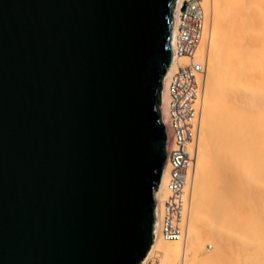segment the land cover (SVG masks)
Returning <instances> with one entry per match:
<instances>
[{
  "label": "water",
  "instance_id": "1",
  "mask_svg": "<svg viewBox=\"0 0 264 264\" xmlns=\"http://www.w3.org/2000/svg\"><path fill=\"white\" fill-rule=\"evenodd\" d=\"M174 2L0 0V264L147 255Z\"/></svg>",
  "mask_w": 264,
  "mask_h": 264
},
{
  "label": "bare ground",
  "instance_id": "2",
  "mask_svg": "<svg viewBox=\"0 0 264 264\" xmlns=\"http://www.w3.org/2000/svg\"><path fill=\"white\" fill-rule=\"evenodd\" d=\"M199 10L196 48L162 79L167 99L175 68L199 66L178 232L156 226L140 264H264V0H199ZM172 178L163 168L160 202Z\"/></svg>",
  "mask_w": 264,
  "mask_h": 264
},
{
  "label": "built area",
  "instance_id": "3",
  "mask_svg": "<svg viewBox=\"0 0 264 264\" xmlns=\"http://www.w3.org/2000/svg\"><path fill=\"white\" fill-rule=\"evenodd\" d=\"M175 1L172 9L170 38L172 61L174 57L191 55L196 48L200 27L198 17H201L199 0ZM198 67V65L192 64L178 65L168 77L166 84L167 99H164L161 91L160 117L166 132L170 134V138L168 137L170 147L166 150L163 168L168 166L169 173L174 178L171 179L172 183H166V188L170 189V194L164 197L161 202L158 200L156 192L154 193V235L156 226L164 237H167V234H177L178 232L173 220L176 216L177 219L180 218L184 196V171L190 161L187 144L192 141L191 118L193 117V108L191 103L197 97L195 70H198ZM145 264H154L152 258L147 259Z\"/></svg>",
  "mask_w": 264,
  "mask_h": 264
},
{
  "label": "rangeland",
  "instance_id": "4",
  "mask_svg": "<svg viewBox=\"0 0 264 264\" xmlns=\"http://www.w3.org/2000/svg\"><path fill=\"white\" fill-rule=\"evenodd\" d=\"M162 84H163V81H162ZM162 87H163V89H164V84H163V86H162ZM207 249H209V250H210V249H212V248L209 246Z\"/></svg>",
  "mask_w": 264,
  "mask_h": 264
}]
</instances>
